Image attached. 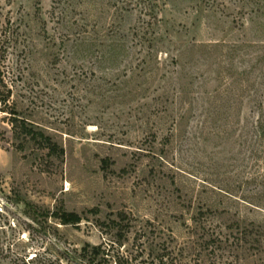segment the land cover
Returning <instances> with one entry per match:
<instances>
[{"label": "rangeland", "instance_id": "1", "mask_svg": "<svg viewBox=\"0 0 264 264\" xmlns=\"http://www.w3.org/2000/svg\"><path fill=\"white\" fill-rule=\"evenodd\" d=\"M0 98V264H264V0H0Z\"/></svg>", "mask_w": 264, "mask_h": 264}, {"label": "trees", "instance_id": "2", "mask_svg": "<svg viewBox=\"0 0 264 264\" xmlns=\"http://www.w3.org/2000/svg\"><path fill=\"white\" fill-rule=\"evenodd\" d=\"M7 100H8L7 98L4 99L0 98V103L6 104ZM14 120L17 122L19 121L21 123V126L24 128V131L26 132V134L31 135V138L36 139L37 136H40L41 137L40 140H42L44 144H47V146H49L50 151L57 153L56 145L51 144V140L47 136H45L44 133H42L41 131L40 132L36 131L32 127H28L22 119L19 120L14 119ZM62 152H63L62 149H60L59 153ZM104 163L108 165L107 161H104ZM51 216L57 219L62 225H76L81 222V217L77 213L68 212L63 209L52 212ZM83 253L85 254L86 257L88 256L87 259L89 263L99 264V262L98 263L95 262L96 258H98L99 255L102 253L101 248L99 246L90 247L89 245H86L83 248Z\"/></svg>", "mask_w": 264, "mask_h": 264}]
</instances>
